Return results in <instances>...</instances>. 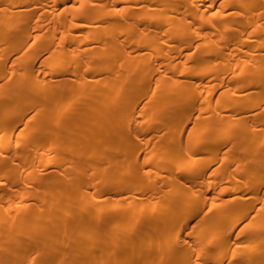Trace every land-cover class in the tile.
Instances as JSON below:
<instances>
[{
  "label": "bare ground",
  "instance_id": "1",
  "mask_svg": "<svg viewBox=\"0 0 264 264\" xmlns=\"http://www.w3.org/2000/svg\"><path fill=\"white\" fill-rule=\"evenodd\" d=\"M0 264H264V0H0Z\"/></svg>",
  "mask_w": 264,
  "mask_h": 264
}]
</instances>
